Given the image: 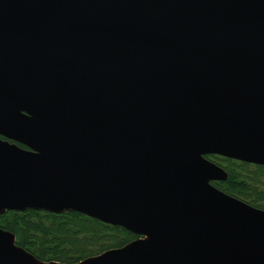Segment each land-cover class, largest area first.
<instances>
[{
  "label": "water",
  "instance_id": "1",
  "mask_svg": "<svg viewBox=\"0 0 264 264\" xmlns=\"http://www.w3.org/2000/svg\"><path fill=\"white\" fill-rule=\"evenodd\" d=\"M0 214L139 236L76 264H264V0H0ZM22 146V147H20ZM0 264L43 262L0 228Z\"/></svg>",
  "mask_w": 264,
  "mask_h": 264
},
{
  "label": "trees",
  "instance_id": "2",
  "mask_svg": "<svg viewBox=\"0 0 264 264\" xmlns=\"http://www.w3.org/2000/svg\"><path fill=\"white\" fill-rule=\"evenodd\" d=\"M206 159L227 174L225 182H212L214 187L264 211V166L212 155ZM0 228L14 234L16 244L38 260L62 264L79 263L139 238L121 227L71 211H6L0 214Z\"/></svg>",
  "mask_w": 264,
  "mask_h": 264
}]
</instances>
